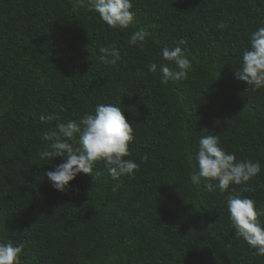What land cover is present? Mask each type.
<instances>
[{
    "label": "trees",
    "instance_id": "1",
    "mask_svg": "<svg viewBox=\"0 0 264 264\" xmlns=\"http://www.w3.org/2000/svg\"><path fill=\"white\" fill-rule=\"evenodd\" d=\"M132 3L136 22L120 31L95 12L73 13L71 0H0V242H23L22 264H264L227 211L242 187L264 205V89L235 73L264 26V0ZM137 29L151 35L130 47ZM108 44L121 52L116 65L99 59ZM164 46L185 51L187 79L162 83L148 72L168 63ZM99 103L120 106L132 123L140 170L114 180L98 163L100 175L78 174L58 192L46 172L63 158L39 157L54 122L39 117L63 107V119L78 121ZM209 134L237 161L258 160L260 175L224 192L193 184L198 140Z\"/></svg>",
    "mask_w": 264,
    "mask_h": 264
},
{
    "label": "clouds",
    "instance_id": "2",
    "mask_svg": "<svg viewBox=\"0 0 264 264\" xmlns=\"http://www.w3.org/2000/svg\"><path fill=\"white\" fill-rule=\"evenodd\" d=\"M72 12L87 9L98 14L99 19L109 29L127 30L134 25L135 12L132 0H71ZM223 29L225 25H217ZM151 34L143 29L133 31L128 40L129 46H143ZM186 45L185 39L176 42ZM99 59L106 65H116L122 59L121 52L115 44L99 48ZM162 59L168 63L148 65L151 74L160 73L161 82L182 81L187 79L192 70V62L185 51L177 46L162 47ZM236 77L251 86L252 91L264 89V26L258 27L250 34L249 46L243 51L240 67L235 70ZM145 73L137 70V76ZM41 115L42 124H51L42 131L41 139L46 143V150L39 153L42 161H52L63 158V162L55 166L46 176L53 189L63 193L70 182L78 174L98 176L94 166L102 163L107 173L114 180L122 176L134 177L140 170V163L131 159L133 153L130 145L134 143L135 133L132 123H129L120 106L113 103H99L93 111L85 112L80 119H63L59 113ZM147 154L141 157V163L146 162ZM198 172L191 176L193 184L200 185L204 179V189L214 192L218 188L224 192L230 185H246L261 173L258 160H236L232 153L226 152L220 146L219 135H203L198 140V151L195 154ZM119 185H115V191ZM247 189L242 187L239 192L229 195L227 211L237 237L254 250V254L264 257V205L241 193ZM25 250L23 242L8 240L0 242V264H22L21 257Z\"/></svg>",
    "mask_w": 264,
    "mask_h": 264
}]
</instances>
